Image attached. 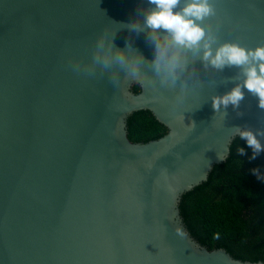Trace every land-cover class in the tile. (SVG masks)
<instances>
[{
  "label": "water",
  "instance_id": "obj_1",
  "mask_svg": "<svg viewBox=\"0 0 264 264\" xmlns=\"http://www.w3.org/2000/svg\"><path fill=\"white\" fill-rule=\"evenodd\" d=\"M141 2L0 0V264H264L203 245L179 208L181 194L227 157L232 125L264 126L247 92L243 116L229 107L223 127L212 119L210 97L233 86L220 81L236 70L197 65L201 79L217 86L205 85L185 105L184 124L197 122L188 133L142 85L85 79L66 66L70 58L87 62L102 30L117 31L114 43L123 47L130 34L118 23L132 20ZM221 6L231 16L222 40L264 42V0ZM131 36L151 59L144 34ZM137 109H149L166 132L131 140L127 117ZM153 153L160 158L149 171ZM162 167L170 185L157 182Z\"/></svg>",
  "mask_w": 264,
  "mask_h": 264
},
{
  "label": "clouds",
  "instance_id": "obj_2",
  "mask_svg": "<svg viewBox=\"0 0 264 264\" xmlns=\"http://www.w3.org/2000/svg\"><path fill=\"white\" fill-rule=\"evenodd\" d=\"M141 4L132 20L118 23L119 30L126 29L130 34L123 47L114 43L117 31L102 30L92 43L88 61L70 58L67 68L85 79L107 75L114 86L121 81L142 85L155 99L169 105L181 124H184L185 112L190 111L185 107L190 98L201 94L205 85L217 86L215 79H201L197 65L209 73L235 69L234 75L220 81L233 86L210 97L212 119L218 118L217 126L223 127L229 107L238 117L243 116L241 104L246 92L256 99L258 109L264 112V42L250 46L240 38L222 40V28L226 22L231 24V16L221 6V0H142ZM234 27L239 28V25ZM141 33L152 49L151 59L132 43L131 34L139 36ZM261 123L264 125V121ZM185 127L188 133L194 132L197 122L192 120ZM229 132L231 138L246 142L251 149L250 160L264 153V126L232 125ZM237 151L239 156L246 155L242 146ZM159 158L160 153H153L146 159L145 167L151 171ZM250 171L257 180L264 182V171L260 167ZM161 181L170 185L168 170L163 167L159 169L157 182ZM176 233L181 237L185 235L180 227L176 228Z\"/></svg>",
  "mask_w": 264,
  "mask_h": 264
},
{
  "label": "trees",
  "instance_id": "obj_3",
  "mask_svg": "<svg viewBox=\"0 0 264 264\" xmlns=\"http://www.w3.org/2000/svg\"><path fill=\"white\" fill-rule=\"evenodd\" d=\"M133 89L138 91L139 85L133 84ZM166 130L149 109L134 110L127 117L131 140L145 141ZM239 146L246 155L239 156ZM250 156L246 142L232 138L227 157L212 166L204 181L181 194L179 208L188 230L203 245L224 247L242 259L264 260V182L250 171H264V153L255 160Z\"/></svg>",
  "mask_w": 264,
  "mask_h": 264
}]
</instances>
